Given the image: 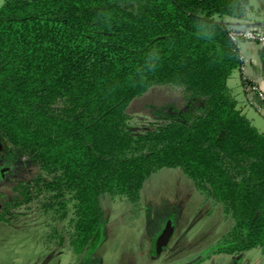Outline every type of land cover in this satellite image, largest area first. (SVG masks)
I'll list each match as a JSON object with an SVG mask.
<instances>
[{
  "label": "trees",
  "instance_id": "16d2710c",
  "mask_svg": "<svg viewBox=\"0 0 264 264\" xmlns=\"http://www.w3.org/2000/svg\"><path fill=\"white\" fill-rule=\"evenodd\" d=\"M250 10V0H3L0 151L40 169L14 186L15 205L72 211L70 248L92 254L105 195L136 202L154 172L181 168L235 220L217 250L264 253V133L228 86L243 62L224 22ZM154 85L182 88L183 106H151L135 134L128 106ZM54 231L63 246L66 230Z\"/></svg>",
  "mask_w": 264,
  "mask_h": 264
},
{
  "label": "rangeland",
  "instance_id": "374dc122",
  "mask_svg": "<svg viewBox=\"0 0 264 264\" xmlns=\"http://www.w3.org/2000/svg\"><path fill=\"white\" fill-rule=\"evenodd\" d=\"M256 4L261 7L259 1ZM183 103L182 88L152 86L128 106L132 131L144 133L150 127L154 120L151 106L174 104L181 108ZM6 165L10 170L0 179V264H218L215 255L237 254L217 250L235 220L225 213L222 203L201 192L181 168L154 172L136 202L105 195L103 240L94 253L77 256L68 240V232L73 229L72 211L61 219L47 213L41 200L18 206L13 201L14 186L34 178L40 169L26 159L6 162L1 150L0 170ZM170 224L177 225L176 235H182L183 240H178L176 250L162 252L164 245L159 247V238L166 227L170 230ZM63 229L66 241L60 246L53 231L60 234ZM247 253L242 264H264L261 248ZM225 263L233 264L230 260Z\"/></svg>",
  "mask_w": 264,
  "mask_h": 264
},
{
  "label": "crops",
  "instance_id": "0c3cea01",
  "mask_svg": "<svg viewBox=\"0 0 264 264\" xmlns=\"http://www.w3.org/2000/svg\"><path fill=\"white\" fill-rule=\"evenodd\" d=\"M258 1L261 7L256 4ZM250 3L253 6V10L248 12L245 19L225 17V24L227 26H247L249 24L264 26V0H250ZM239 51L243 63L233 71L228 81V86L238 100V107L264 133V110L260 99L261 97L264 98V45L243 42L239 46ZM252 86L256 87V91H252ZM163 228L164 226L160 230ZM176 228L177 225L172 227V224H170L171 234L167 243L164 244L162 252L168 248H175L176 250L175 246L179 243L178 240H183L182 235L181 237L176 235ZM173 241L175 242L174 244L172 243ZM181 241L180 252L184 249ZM250 251L251 249L233 255L229 254L230 257H224L223 253H219L214 256V260L218 264H226V260H230L233 264H242L245 260V255Z\"/></svg>",
  "mask_w": 264,
  "mask_h": 264
},
{
  "label": "built area",
  "instance_id": "2783aa9c",
  "mask_svg": "<svg viewBox=\"0 0 264 264\" xmlns=\"http://www.w3.org/2000/svg\"><path fill=\"white\" fill-rule=\"evenodd\" d=\"M228 35L231 40L238 46L243 42H252L264 45V26L263 25H233L228 26ZM252 91H256V87H251ZM262 101V108L264 110V98Z\"/></svg>",
  "mask_w": 264,
  "mask_h": 264
},
{
  "label": "water",
  "instance_id": "95a60500",
  "mask_svg": "<svg viewBox=\"0 0 264 264\" xmlns=\"http://www.w3.org/2000/svg\"><path fill=\"white\" fill-rule=\"evenodd\" d=\"M251 25V24H249ZM247 25V26H249ZM171 229L169 230L167 227L164 229L162 235L160 236L159 238V247H162L164 244L167 243L169 237H170V234H171Z\"/></svg>",
  "mask_w": 264,
  "mask_h": 264
}]
</instances>
